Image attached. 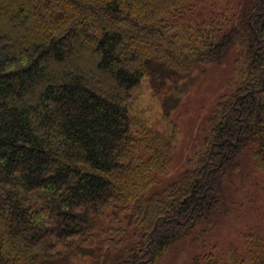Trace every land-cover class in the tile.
Masks as SVG:
<instances>
[{
	"label": "trees",
	"instance_id": "16d2710c",
	"mask_svg": "<svg viewBox=\"0 0 264 264\" xmlns=\"http://www.w3.org/2000/svg\"><path fill=\"white\" fill-rule=\"evenodd\" d=\"M236 49L203 149L151 192L175 129L134 132L133 92ZM243 152L264 175V0H0V264H157L225 211ZM243 238L189 264H264L260 232Z\"/></svg>",
	"mask_w": 264,
	"mask_h": 264
},
{
	"label": "rangeland",
	"instance_id": "374dc122",
	"mask_svg": "<svg viewBox=\"0 0 264 264\" xmlns=\"http://www.w3.org/2000/svg\"><path fill=\"white\" fill-rule=\"evenodd\" d=\"M236 52L237 49L232 50L220 63L207 64L178 81L166 82L160 96L145 80L133 92L128 114L134 132L137 128L162 133H168L171 126L175 129L170 164L151 192H160L177 181L195 154L203 149L211 113L220 96L233 89ZM238 160V167L224 178L225 211L194 227L171 245L157 264H189L204 250L216 255L223 254L229 246L242 250L243 237L252 229L264 237V175L254 168L248 153L243 152ZM92 260L90 252H86L74 260L64 258L51 264H90Z\"/></svg>",
	"mask_w": 264,
	"mask_h": 264
}]
</instances>
